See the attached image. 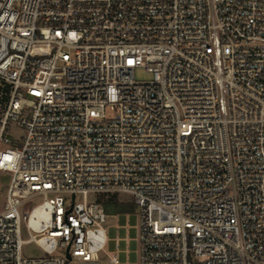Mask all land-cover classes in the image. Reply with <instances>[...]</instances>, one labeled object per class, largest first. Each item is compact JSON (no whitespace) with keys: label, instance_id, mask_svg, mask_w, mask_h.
<instances>
[{"label":"built area","instance_id":"obj_1","mask_svg":"<svg viewBox=\"0 0 264 264\" xmlns=\"http://www.w3.org/2000/svg\"><path fill=\"white\" fill-rule=\"evenodd\" d=\"M0 171V264L107 255L99 194L140 264H264V0H0Z\"/></svg>","mask_w":264,"mask_h":264},{"label":"rangeland","instance_id":"obj_2","mask_svg":"<svg viewBox=\"0 0 264 264\" xmlns=\"http://www.w3.org/2000/svg\"><path fill=\"white\" fill-rule=\"evenodd\" d=\"M152 73L148 72L143 66H138L135 69V78L139 81L151 80ZM16 137L22 136L24 130L16 127L13 130ZM10 175L0 171V211L5 202L6 187L9 183ZM53 195H49L51 197ZM99 196V195H98ZM90 201H93L96 194L90 193L88 196ZM120 201H131V198L125 194H118ZM81 200L80 195L77 196ZM44 200V196H35L29 200L28 203L21 210V214L27 213L32 207L40 204ZM117 219H109L106 224L107 244L105 245V252L107 255L102 257L97 262L88 264H116L110 262V257L117 256L120 264H140V246H139V210L135 204V208L130 212L118 213ZM22 238L25 241L22 245V255L24 257H36L46 255L45 251L35 241L29 240L30 234L26 229V222L22 218ZM116 243H119L117 249ZM54 256H62V250L59 249L53 253ZM67 264H86L81 262L79 257H73L72 260H67Z\"/></svg>","mask_w":264,"mask_h":264},{"label":"trees","instance_id":"obj_3","mask_svg":"<svg viewBox=\"0 0 264 264\" xmlns=\"http://www.w3.org/2000/svg\"><path fill=\"white\" fill-rule=\"evenodd\" d=\"M98 201L108 213L112 214L130 212L135 208L133 201H120L118 194H99Z\"/></svg>","mask_w":264,"mask_h":264},{"label":"bare ground","instance_id":"obj_4","mask_svg":"<svg viewBox=\"0 0 264 264\" xmlns=\"http://www.w3.org/2000/svg\"><path fill=\"white\" fill-rule=\"evenodd\" d=\"M33 216H38L39 218H43L44 220H49L50 213L48 210H45L43 207H38L34 210ZM34 218H32V222H34Z\"/></svg>","mask_w":264,"mask_h":264},{"label":"water","instance_id":"obj_5","mask_svg":"<svg viewBox=\"0 0 264 264\" xmlns=\"http://www.w3.org/2000/svg\"><path fill=\"white\" fill-rule=\"evenodd\" d=\"M73 200L75 199V195L72 196ZM67 258L70 260L71 259V255L69 253V247L67 248Z\"/></svg>","mask_w":264,"mask_h":264},{"label":"crops","instance_id":"obj_6","mask_svg":"<svg viewBox=\"0 0 264 264\" xmlns=\"http://www.w3.org/2000/svg\"><path fill=\"white\" fill-rule=\"evenodd\" d=\"M114 215H115V217H116L115 219H117V215H116V214H114Z\"/></svg>","mask_w":264,"mask_h":264}]
</instances>
